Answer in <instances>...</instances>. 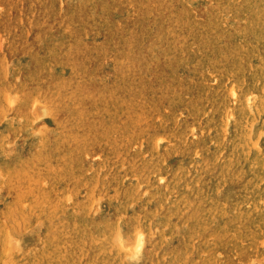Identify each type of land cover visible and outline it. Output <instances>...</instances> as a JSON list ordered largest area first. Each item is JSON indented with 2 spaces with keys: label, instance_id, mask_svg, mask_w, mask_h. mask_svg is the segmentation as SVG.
Here are the masks:
<instances>
[{
  "label": "rangeland",
  "instance_id": "rangeland-1",
  "mask_svg": "<svg viewBox=\"0 0 264 264\" xmlns=\"http://www.w3.org/2000/svg\"><path fill=\"white\" fill-rule=\"evenodd\" d=\"M0 264H264V0H0Z\"/></svg>",
  "mask_w": 264,
  "mask_h": 264
}]
</instances>
